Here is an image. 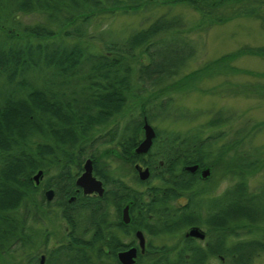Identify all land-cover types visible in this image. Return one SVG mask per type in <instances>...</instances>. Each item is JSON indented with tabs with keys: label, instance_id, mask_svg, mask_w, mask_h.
Instances as JSON below:
<instances>
[{
	"label": "trees",
	"instance_id": "16d2710c",
	"mask_svg": "<svg viewBox=\"0 0 264 264\" xmlns=\"http://www.w3.org/2000/svg\"><path fill=\"white\" fill-rule=\"evenodd\" d=\"M261 11L264 0H0V264H121L132 245V264H251L264 252V182L250 184L264 167L253 143L263 122L178 101L202 77L236 74L239 54L264 56V45L245 44L185 73L201 47L194 30ZM123 14L139 24L116 28ZM251 89L223 80L209 91ZM145 120L155 135L138 153ZM88 156L106 188L70 200ZM192 226L204 237L187 235Z\"/></svg>",
	"mask_w": 264,
	"mask_h": 264
},
{
	"label": "rangeland",
	"instance_id": "374dc122",
	"mask_svg": "<svg viewBox=\"0 0 264 264\" xmlns=\"http://www.w3.org/2000/svg\"><path fill=\"white\" fill-rule=\"evenodd\" d=\"M162 5L158 10H164ZM176 10L183 11L189 22L197 20V13L189 6L179 3L175 6ZM138 15L123 14L117 17L114 26L116 28H129L139 24ZM200 41L201 47L195 57L190 60L184 72L189 73L193 69H197L206 61L221 57L229 52L236 51L245 44L249 45H264V11L259 13V17H238L220 24H213L205 30L195 29L193 34ZM234 63L239 68L236 69V74L226 73L212 79L203 78L188 91L178 92V101L188 107H206L216 109L221 106L235 108L241 113L238 121L244 122L249 119L250 123L263 122L262 128L256 133L254 144H261L264 151V56L243 52L238 55ZM223 80L236 81L245 83L250 86V89H256L257 93L251 94H225L212 93L211 88ZM209 88V89H208ZM251 89V90H252ZM262 90V91H261ZM191 122L179 121L170 123V120H165L158 123L159 126L173 127L184 129ZM264 154V153H262ZM208 169V172L202 177H206L210 173L208 167L200 169ZM129 179V177H127ZM264 182V167L256 171L250 177L251 186ZM229 184L225 178L219 180L218 190H221ZM54 234L59 236L61 230L56 224L50 223ZM211 264H220L219 259L212 258ZM251 264H264V252L254 258Z\"/></svg>",
	"mask_w": 264,
	"mask_h": 264
},
{
	"label": "water",
	"instance_id": "95a60500",
	"mask_svg": "<svg viewBox=\"0 0 264 264\" xmlns=\"http://www.w3.org/2000/svg\"><path fill=\"white\" fill-rule=\"evenodd\" d=\"M154 135H155L154 127L147 120H145L143 124V138L135 147V152L138 153L146 152L152 143V138L154 137ZM134 167L136 168L140 179L143 180L149 176V168L147 166L143 167L140 163L137 162L134 164ZM185 167L191 171H195V169L198 167V164L186 165ZM207 172H208L207 168L201 170V175L203 176ZM38 173L35 175L36 179L38 177ZM76 183L83 188L84 192H91L93 190H97L99 193H101L103 190L101 180L97 179L92 174V164L90 159H87L84 162V171L77 177ZM52 193H53L52 189L47 190L46 191L47 198H51ZM122 219L124 222H128L130 219L128 212V204L125 205L122 209ZM135 234L139 239V246L143 249L145 245V237L143 235L142 230L137 229L135 231ZM186 234L191 236H196L199 238H203L205 235L202 229H200L198 226L190 227L187 230ZM136 253H137V247L135 245H132L123 250H119L118 258L121 264H132L134 262V257Z\"/></svg>",
	"mask_w": 264,
	"mask_h": 264
},
{
	"label": "flooded vegetation",
	"instance_id": "af4514ba",
	"mask_svg": "<svg viewBox=\"0 0 264 264\" xmlns=\"http://www.w3.org/2000/svg\"><path fill=\"white\" fill-rule=\"evenodd\" d=\"M88 157H90V156H88ZM83 166H84V165H83ZM83 166H82V170H81L80 173H82V171H83V168H84ZM80 173H79V174L76 176V178H75V184H76V186H75V188H74V191H75V192L70 196V198H69L70 200L73 199V198L75 197V194L78 195L79 193H81L82 195H87V197H90V198H94L95 196H100V195L103 194V192H104V190H105L106 187H105V185H104V183H103L102 178L99 177V176L94 172V169H93V160H92V173H93V175H94L96 178H98V179L101 180L102 187H103L102 192L99 193L97 190H93V191H91V192H86V193H84V192H83V188H82L81 186H79V185L76 183V179H77V177L80 175ZM49 189H52L53 193H52V197H51V198H48V199H52V198L54 197V195H55L54 187H53V186H49V187L46 188V191L49 190ZM110 211H112V207H111ZM49 226H50V223H49ZM53 234H54V233H53ZM54 235H55V234H54ZM53 239H58V237H57V238L54 237ZM42 257H43V255H42ZM41 262H43V258H42Z\"/></svg>",
	"mask_w": 264,
	"mask_h": 264
}]
</instances>
